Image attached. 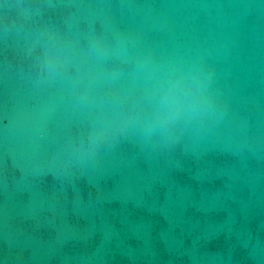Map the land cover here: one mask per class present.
Instances as JSON below:
<instances>
[{"label":"water","instance_id":"obj_1","mask_svg":"<svg viewBox=\"0 0 264 264\" xmlns=\"http://www.w3.org/2000/svg\"><path fill=\"white\" fill-rule=\"evenodd\" d=\"M45 32L111 50L87 103L37 66ZM199 64L221 113L73 150ZM0 264H264V0H0Z\"/></svg>","mask_w":264,"mask_h":264},{"label":"clouds","instance_id":"obj_2","mask_svg":"<svg viewBox=\"0 0 264 264\" xmlns=\"http://www.w3.org/2000/svg\"><path fill=\"white\" fill-rule=\"evenodd\" d=\"M36 44L43 49L37 66L46 79L67 81L69 90L79 93V101L87 103L98 88L110 82L115 74L108 73L103 62L111 50L103 40H93L87 51L45 32ZM213 74L199 64L172 63L153 70L145 88L143 102L128 110H117L109 120L98 125L82 144L73 150L76 159H86L108 138L141 125L146 134L159 131L171 137L175 131L193 123H204L218 118L216 96L211 90Z\"/></svg>","mask_w":264,"mask_h":264}]
</instances>
